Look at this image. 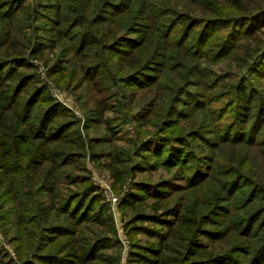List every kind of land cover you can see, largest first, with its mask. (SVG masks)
<instances>
[{"label":"trees","instance_id":"16d2710c","mask_svg":"<svg viewBox=\"0 0 264 264\" xmlns=\"http://www.w3.org/2000/svg\"><path fill=\"white\" fill-rule=\"evenodd\" d=\"M28 1H0V172H25L32 200L20 203L15 231L19 234L25 221L33 227L26 229L25 236L7 241L20 240L15 248L17 261L2 248L0 264H117L120 259L111 217L96 188L72 190L63 180L60 189L55 179L32 177L46 164L59 162L57 154H50L51 146L67 138L66 127L57 123L63 115L60 107H48L46 87H36L33 77L21 70L28 67L29 55L40 53L31 44L42 46V38L51 52L69 44L73 67L83 73L79 88L93 90L105 76L115 84L131 85L159 60L167 61L168 52L175 48L186 50L198 65L226 61L234 70L242 66L247 70L240 78L236 73L223 75L219 98L194 99L195 115L206 110L207 119L193 121L191 128L177 135H166V128L174 125V115H181L176 106L187 93L184 84L190 81L177 88L173 104L166 108L156 98H147L159 77L137 83L130 95L136 100L139 91L146 92L144 125H152L153 118L160 121L156 135L139 143L137 152L155 155L159 168L175 172L142 195L128 191L123 210L130 216L126 228L131 238L147 234L157 239L149 244L133 240L132 264H166L162 258L174 244L176 264H264V89L258 91L264 71L255 69L264 60V0H189L185 12L169 0H54L58 4L43 6L44 27L37 25L39 11L35 7L29 11ZM192 6L196 9L190 10ZM24 15H28L24 28L29 33L17 25ZM240 48H245L246 55H238ZM114 60L117 72L111 68ZM56 67L53 70L61 82L77 80L76 69L67 77ZM193 68L191 77L204 79L202 69ZM214 80L208 86L211 90L219 84ZM223 100L227 101L218 106ZM98 107L102 113L109 108L105 101ZM155 142L158 145L153 147ZM225 148L232 159L221 162L218 150ZM75 156H63L64 166ZM201 160L206 170L198 165ZM135 166L123 168L118 181L143 170L141 163ZM192 191L198 194L195 200L187 198ZM185 229L189 231L184 236Z\"/></svg>","mask_w":264,"mask_h":264},{"label":"rangeland","instance_id":"374dc122","mask_svg":"<svg viewBox=\"0 0 264 264\" xmlns=\"http://www.w3.org/2000/svg\"><path fill=\"white\" fill-rule=\"evenodd\" d=\"M165 1L167 0H164V2ZM169 1H172L177 6L179 5V9L182 8L180 11H187L185 6L189 0ZM56 3L58 4V2L54 0H29L27 2L29 11L32 7H35L39 11L40 17H38L37 22L39 27H44L46 24L44 20L46 19V11H44L43 6L56 5ZM191 9H196V7L192 6L190 10ZM196 14L198 13L196 12ZM27 17L28 15H24L23 19L17 25L23 28L28 25ZM137 29L142 30L140 27ZM23 31L29 33L25 28ZM131 37L135 38L136 36L132 35ZM41 42L43 43L41 44L42 46L31 44L33 49L37 51L40 49V53L29 55L27 58L28 67L21 70L33 77V82L36 83V87H46V95H49L48 107H60L59 111L61 115H63L57 120V123L59 125L61 124V128L63 126L66 127L63 132L66 134L67 138L64 142L61 141L51 146L50 154H57L56 158L59 159V162L53 164V166H51V164H46L44 170L42 169L39 175L33 174V176H31L33 178L44 176L48 181H54L55 179L60 185V189L61 181L63 180V182H69L67 187H70L72 190L82 189V187L87 185L96 188L97 195L101 196L104 205L107 207V213L111 217L115 230L114 238L119 244L117 255L120 259L117 264H132L129 262L132 241L140 240L142 243L148 241L149 244L150 242H156L157 239L151 238L147 234H142V236H138L136 239L131 238L132 234H130L126 228L128 217L130 216L127 211L123 210L125 196L130 190L141 195L144 194L146 188L150 186L154 187L156 183L162 181L161 179L163 177V180L170 179L175 169L159 168L156 163L157 157H155V155L147 153L145 156H142V152H137L139 143L150 140L156 135L160 121H158V118H153V124L145 126L142 119L143 108L145 109V107H142V103L147 96L146 92L139 91L136 100L131 97L130 92L132 90L136 91L138 88L137 83H151V77H159L156 86L153 88V92L148 94L147 98H156L157 101L155 102L163 108H166L167 105L173 104L174 101H172V99L175 96L177 88L185 83L186 80L190 81L184 84L182 88L186 89L187 95L184 94L182 96L183 100L176 106V110H178L181 115H174L171 120V123L174 125H169L166 128V135L171 133L177 135L181 131L186 132L191 128L192 126L189 125L193 121L198 122L201 119L205 122L207 119L206 110L196 112L195 115V111L191 107L194 103V99L207 102L208 96L216 95L219 98L223 91L222 86L225 83L220 78L229 73H236L237 78H240L247 73V70L244 69L243 66L241 69L234 70V65L228 64L229 62L226 61L220 64H213V62H209L210 60H208L206 63L203 61L198 65L190 58L186 50L175 48L168 52L169 55L167 57H169V59L167 61L159 60L153 68L133 79L131 85L124 84L123 82L115 84L110 81V76H105V80L101 81L99 86H95L92 90L91 88L87 89L84 85L79 88L83 73L79 69L73 67L75 60L72 61V59L74 54L69 51L68 43L62 48L60 47L56 52H51L45 49L46 44L43 38ZM31 45L28 46L29 50L32 49ZM124 45H129V43H125ZM166 49L168 50L169 48ZM243 49L245 48H240L238 51V55L241 57L246 55ZM57 63L60 64V66L57 67L61 68L59 69L61 75L67 77H70L71 71L73 72V69H76L75 72H78L77 80L61 82L60 74H55L53 70ZM193 67H197L199 70L202 69V77L203 75H205V77L209 76L210 80L207 81L205 77L203 79L199 76L191 77L194 71ZM111 68H113L114 72H117L118 67L115 60ZM255 69L264 71V60L263 64L258 63ZM213 80L215 82L214 84H216V82L219 84L215 86L216 88L214 90H211L208 86L211 85ZM204 81L207 83L206 85H204ZM193 84H195V86H193ZM263 89L264 83L263 86L261 85V87L258 88L259 93L263 92ZM89 97H92L93 100H90ZM100 101H105L106 105L109 107L104 113H102L101 108H96V104ZM224 101L227 100L219 102L218 106H222V104L225 103ZM94 102L97 103L94 104ZM193 111L194 114H192ZM186 115H189L186 117L188 120L185 118ZM180 117L184 118L181 120ZM159 120H162V118ZM178 123L180 124L178 125ZM196 127L197 126L193 128ZM156 143L157 142H155L153 147L158 145ZM173 143L175 144V142ZM167 147L169 146H166V148ZM175 147V149H180L177 145H175ZM33 151L34 149H32L31 153ZM76 153L78 156L73 157L70 163L64 166L65 162L61 160L63 156L66 154L76 155ZM199 154H201V152H199ZM125 155L129 158L125 157ZM218 155L221 162L225 160L228 161L229 158L232 159L227 149L223 151L218 150ZM120 158L124 160H120ZM125 158L127 160H125ZM186 158L188 159L190 157L186 156ZM137 162L143 165L139 166L143 167V170L139 171L136 169L135 174L126 175L123 181L119 182L118 177L120 176L121 170L130 166L134 167ZM204 162V160L200 161L198 164L200 168L205 165ZM194 165L195 164H193L192 167ZM155 166L159 169L155 170ZM214 167L217 168V165ZM204 169L206 170V165ZM24 173L25 172L22 170L16 171L14 169L11 173L0 172V181L2 184L0 185V204H2V209H0V249L3 248L4 251H7L14 261H17L15 248L19 247L21 242L19 239L12 243H8L7 241L19 235L25 236L28 232L26 229L29 227L28 222L25 221L21 227V232L18 234L17 231H15L16 212L22 209L20 203L23 202L28 204L32 200L31 195L28 194L31 193V191H28L27 189L29 188L25 185ZM66 178L67 180H65ZM35 181L37 184L38 180ZM71 183L76 184L72 185ZM169 185L172 186L173 184ZM167 188V191L171 190L169 187ZM31 189L33 190V188ZM194 193L193 191L190 192L187 198L189 200H191V198L195 200L198 194L194 195ZM39 197L42 196L39 195ZM29 214L31 213H26V215ZM169 221H171V217ZM147 226L160 229L159 227L151 225ZM180 229L182 228H178L177 231ZM3 231H7V234L3 235ZM186 231H189V229L184 230V236L187 234ZM32 241L36 242V240ZM109 253L115 254L116 252L110 251ZM176 257L177 251L174 244L173 248H170L168 254L162 259H164L166 264H176Z\"/></svg>","mask_w":264,"mask_h":264}]
</instances>
